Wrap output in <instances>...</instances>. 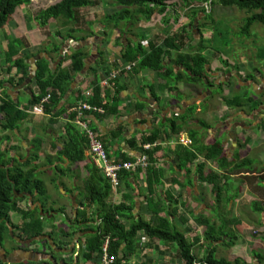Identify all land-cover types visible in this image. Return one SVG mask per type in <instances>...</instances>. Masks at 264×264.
<instances>
[{
    "label": "crops",
    "instance_id": "0c3cea01",
    "mask_svg": "<svg viewBox=\"0 0 264 264\" xmlns=\"http://www.w3.org/2000/svg\"><path fill=\"white\" fill-rule=\"evenodd\" d=\"M58 3L60 2L56 4ZM103 4L106 7L113 6V9L118 10L109 1H101L94 8L96 16L95 14L91 15V19H93L91 21L95 22L96 25V33L85 39L75 40L73 38H67L63 40L59 36L54 35L57 28H52L54 33L52 36H49L45 33L47 29L40 30L38 27L35 28L31 25V22L29 26L27 25L28 34H25V36L31 45L29 48L22 50V55L27 57L28 64L30 65V75L33 74L35 69L38 71V61L43 57L51 61L53 70H57L58 68L68 69L70 67V60L65 61L63 64L61 62L70 54L71 50L84 49L88 54L84 60V69L74 74L67 96L53 113H47L46 109H42L40 105L31 106L34 96H39V90L35 81L33 82L32 80L31 83H27L30 76L22 85H18L23 75L21 73L22 69L15 67L10 72L4 70L0 75V81L4 84L3 88L0 85V98H3L4 95L8 96L15 103H19L22 111L28 114L21 127L14 132H1L2 128L0 126V134H9L10 143H7L8 147H13L6 158H12V163H10V166H12L16 159L21 163H25L34 151L39 153L40 158L35 163L40 164L38 171H40V176L48 192L47 208L50 210L46 215L42 213L47 220L44 222V229L47 235L43 238L36 239L40 241L39 244L31 245V247L29 246L25 250L17 249V245L26 246L34 242V240L23 241L18 235L14 237L15 242L7 241L4 249L0 251V258L5 262L86 264L83 257V254L87 251L86 237L95 231H86L83 229L84 231L80 232L71 227L75 221L74 219L77 218L78 211H85L87 218L94 214V207H89L85 202L86 182L90 179L86 165L90 159L92 161L94 160L89 150V141L88 150L85 151V161L71 162L64 154L61 155L62 151L72 149L74 146L72 139L67 133V126L72 113L77 115L74 124L79 134H86L81 124L85 123L96 132L97 137L102 141L107 153H109L111 159L114 161H121L125 158H134L135 160L141 155V150L138 149L139 146L133 145V142H138L142 136H147L153 130L159 129L160 135L151 146V148L159 147L155 154L157 161L154 163V167L156 171L157 169L162 170V180L164 182L163 186H159L157 195L164 199L167 194H171L175 199L179 200L178 216L183 217L186 222H182L178 218L177 220L175 219L177 227L180 230L188 227L195 230L194 234L191 233L188 235V238L190 239L194 236L200 237L201 241L198 247L200 255L205 246H203L201 237L202 229L197 220L200 218L211 219L217 216L216 208L214 207L215 204L212 200L213 186L198 182V176L195 172L196 163L202 158H199L193 164H189L191 169L189 176H185L184 171L176 167V156L173 152L176 144L182 143L181 140H190V130L197 129L202 134V128L197 124L198 120L201 119L211 125L205 141L207 142L209 138L221 140L230 160H233L235 154L239 153L240 159L251 158L255 160V166L258 165L260 168L264 166V126H262V123H264V104L259 109L252 108L251 104L244 108H239L237 106L230 107L224 101L225 99L231 100L239 95L242 98H254L264 103V97L262 95L264 91V64L260 68H256V65L251 67L249 64L250 59H248L246 67H242V69L241 66L239 67L241 70L240 73L248 71L245 73L248 74L253 72L255 73V78L249 81L240 80L238 73H235V65L233 69L230 64L225 66L220 60V57L226 58L222 55L213 56L212 50L208 49L205 53L211 59L210 68L213 72V74L208 76V81L215 82L217 87L224 85V94L222 96L216 93V88L206 90V88L203 89L199 85L189 84L184 79L178 82L171 81L167 88L161 91L166 81L164 78H161L158 71L150 68L127 70L129 65L134 62H129L125 58L124 48L130 45L133 46L134 41H137V35H142L143 44L147 50H149L148 45L151 40L156 43L158 42L164 49L163 40L168 35H173L174 33L181 34L185 29L190 35L183 33L185 46L182 52L187 53L193 46H197V43L203 37L208 38L211 34L209 32L207 34L203 32V35H201L200 30L197 29L199 26L198 21L201 23L203 20V14L198 15V19L195 20L194 25L191 27L188 25L190 24L189 17L187 16L190 14L189 9L184 8L180 3H174L173 7H170L168 10L172 15L169 18L168 25H165L167 27L164 30L165 34H158V29L161 30V27H163L161 23L156 25L162 19L158 15H155L156 17H160L158 20H155V16H153L148 23L141 22L135 27L133 25L126 26L125 31L123 29H112L103 33L106 25H103L101 22L107 13L105 14L103 12L100 14L98 12L99 7ZM195 6L196 8L205 7L208 12L211 9L212 15L214 8L218 7V4L212 5L210 2L208 5ZM117 10H112V13L107 15H112ZM186 26L189 27L185 28ZM97 28H99L98 32ZM39 31H43L41 32V36L38 33ZM32 34H38V40H35L34 37L32 38ZM13 35L14 37H23L17 36L14 33ZM2 38L4 37L2 36ZM3 42L6 43V41L2 40ZM54 42L63 46L59 54L53 57L52 54L54 53H52V49ZM4 48H6V44ZM35 49L38 50L34 51ZM5 50H3V53ZM171 57H175L174 51H172ZM171 60L169 56L165 58L164 66L166 68L170 66L174 72L184 70L183 67L172 64ZM214 60H219L223 66L217 62L216 66H213ZM2 61H4V58ZM0 64H2V67L6 66L5 62ZM239 64H241V61ZM91 68L94 69L92 72ZM117 69H121V78L117 83L118 87L114 84L107 86V78H109L113 70ZM95 79L98 81L100 79L103 101L102 106L99 107L104 112L101 114L94 112L82 114L76 108H78L81 102L84 103L87 101V94L92 96L91 92H93L94 87L90 84ZM103 80L105 83L102 82ZM203 80H206V78ZM172 87L175 90H170ZM236 88H240L242 91H237ZM212 92H215L217 95L212 96ZM80 93L82 96L77 100V96ZM192 107H196V109L195 112L190 114L191 112L189 113V110ZM64 108H66L64 113H61V110ZM25 109L29 110L25 111ZM175 118L186 121L183 131L180 134L173 135L170 130V123ZM180 120H178L179 123H181ZM190 144L184 145L189 146ZM5 145L2 144V149ZM50 157H53V160H49ZM206 164L205 173H208L210 170L220 171L216 163L212 160L206 161ZM129 173H131L129 177L125 176L122 178L121 187L117 190L114 189V194L111 198L113 204H119L121 202L127 204L133 203L134 208H132L131 212L134 216H132L133 219H128L127 216L131 215H126L122 219L127 229L131 226L132 221L140 217L145 221L151 222L155 218V214H152V211L146 203L148 193L150 192L146 183V171L139 170ZM174 179L180 184L191 181L193 183L192 188L187 190L179 187V185H172L171 181ZM230 179L228 185L231 192H239V195L231 203L229 211L224 213L229 214V212H232L234 218L246 214L247 218H249L247 224L251 225L250 230L258 228L260 221L264 224V214L259 217L252 210V204L254 202L263 200L253 190L252 183L256 190L258 189L256 186L257 182H254L253 179L249 182H244V177L241 175L230 176ZM83 192L84 196H82ZM26 197L24 207L26 204L27 206L25 209L29 207L36 209L35 206L41 207V203L38 201L34 202V198L31 195L27 194ZM153 199L160 201L156 195ZM82 204H86V206H82ZM63 208L66 209L64 213L60 211ZM161 216H164V214H161ZM12 217L14 222L17 224L20 223V215L13 214ZM93 218L96 220H88V222L79 224V226H83L84 224V226L93 225L94 228L97 227L96 224L99 221L98 214L93 216ZM260 228L264 230V226ZM62 230L68 232L71 236L62 234ZM53 231L55 232L54 238L48 235ZM242 231L246 232V230ZM44 240H48V242H41ZM38 245H42L50 251L33 250ZM136 245L137 248L127 258V263L142 264L140 256H145L146 260L144 262L149 259L148 261L151 264H164L170 252L173 254L177 252L175 244H162L159 241H151L143 233L138 234ZM239 245L238 242L237 246L232 247L233 255L241 252ZM241 246L243 245L241 244ZM123 248H126V246H123ZM235 248L236 251H234ZM101 254L102 252L99 253V256L97 255L95 257L94 261L96 264L100 263ZM177 264H184L179 257Z\"/></svg>",
    "mask_w": 264,
    "mask_h": 264
},
{
    "label": "trees",
    "instance_id": "16d2710c",
    "mask_svg": "<svg viewBox=\"0 0 264 264\" xmlns=\"http://www.w3.org/2000/svg\"><path fill=\"white\" fill-rule=\"evenodd\" d=\"M103 0H61L60 3L49 7L46 10L41 11L36 16L38 27L40 29H47L52 21L59 22L62 29H68L66 32L59 29L55 32V35L65 40L67 38H73L75 40L85 39L88 36H92L96 33L95 22L87 20L83 10L95 8ZM112 5L118 8L117 12L112 15H106L102 24L106 25L104 32L106 33L112 29H123L125 31L126 26L133 25V27L139 25L141 22L148 23L155 15L161 16V22L163 25H168L169 18L172 15L168 12L170 7H173L174 3H180L184 8L189 9L190 14L187 15L190 20L189 26H193L195 20L198 19L199 14H203V20L198 25L201 28H206V21H210L212 24H217L213 21L212 15L207 11L205 7H197L195 5L203 6L208 3L212 5H220L224 8H237L241 12L247 13V17L244 19L245 26L241 31V35L251 34L252 28L260 24L264 26V0H106ZM32 0H0V30H3L9 23V19L12 18L17 12L19 6H29ZM33 19V17L31 18ZM30 19V22H31ZM29 22V23H30ZM186 26L185 28H188ZM47 33V32H45ZM183 33H190L184 29ZM180 33H174L168 35L164 40V49L158 44V42L149 41V50L143 44V36L137 35V41H134V45H130L124 48V56L129 62L137 63L135 70L150 68L159 72L161 78H164L166 84L161 88V91L167 88L171 81L186 80L187 83L193 85H199L206 90L215 89L218 95L224 94V85L216 86L215 82H209L208 76L213 74L210 63L211 59L206 55V50L211 47L213 34L211 33L208 38L203 37L197 43V46H193L187 53L182 52L185 46L184 35ZM48 34V33H47ZM49 35V34H48ZM4 41H6V50L3 53L5 67L3 69L7 72L12 71L13 68L22 69V78L18 85H22L30 76V65L28 64L27 57L22 55V50L30 47V41L25 37H14L10 34H4ZM52 56H57L62 46L53 43ZM5 49V48H4ZM84 49H73L70 54L61 62L70 60V67L68 69L58 68L52 69L51 61L43 57L38 61V71L35 76V81L39 90V96H34V100L31 102V106L42 105L46 109L47 113H53L62 103L67 96L69 86L75 73L81 72L85 67V58L88 54ZM172 51L175 52V57L172 58ZM216 52V53H214ZM213 52V56H217V51ZM261 60H264V47L259 48L257 53ZM170 57L171 63L178 67H183V71L174 72L173 68L164 66V60L166 57ZM222 63L229 65L228 60L220 57ZM2 65V64H1ZM240 71V68L236 66ZM94 69L91 68V72ZM258 70V69H257ZM0 70V74H1ZM125 71V70H124ZM238 71V72H239ZM123 72V71H122ZM186 72V73H185ZM185 73V74H184ZM243 76L244 81H249L255 78V73L251 72L246 75L240 73L239 78ZM206 80H203L205 79ZM119 81V80H118ZM118 81L112 83L118 85ZM207 81V83H205ZM32 82V83H33ZM0 85L3 88V82L0 81ZM90 85H92L93 92L91 98H88V105L102 106V90L101 83L95 79ZM212 89V90H213ZM170 90H175L172 87ZM105 92V91H104ZM212 92V96L217 95ZM51 95L49 103L44 104L43 101ZM81 93L78 94L77 100L81 98ZM105 97V96H104ZM230 107L244 108L251 104L254 109H259L264 103L257 101L254 98H242L237 95L231 100H224ZM19 103H15L8 96L0 98V126L1 132L10 131L14 132L18 130L22 123L26 120L27 113L22 111ZM106 107V106H104ZM30 109V108H29ZM29 109H25L29 110ZM66 108L61 110L64 113ZM196 107H192L189 113L195 112ZM187 117V116H186ZM185 117V119H186ZM77 115L72 113L70 115L69 124L67 126V133L73 142L72 149H65L61 152V155H65L71 162H79L86 160L85 151L88 150V139L86 134L80 135L76 129L74 120ZM175 118L170 123V130L172 134H180L184 129V123L186 120H180ZM197 124L202 128V134L197 130H190V140L192 141L189 146H185L182 143H177L173 150L176 156V167L179 170L184 171L185 176H189L191 169L189 164L197 162L199 158H202L196 163V175L198 176L199 183H207L213 186L212 200L214 201L217 216L211 219L200 218L198 224L201 226V237L203 251L201 255L196 254L200 244V237L194 236L188 238V235L195 232L192 228L188 227L180 230L177 227V218L186 222L183 217L178 216L179 200L175 199L171 194H167L166 198L162 199L158 194L159 186H163L162 170L155 169L154 163L157 161L156 152L159 147H153L151 149L144 150L142 145L146 143H155L160 135L159 129H155L147 136H142L139 141L133 142V145L139 146L138 149L144 151L148 156L149 165L146 169V183L150 192L148 193V199L146 203L152 214H155L153 221H145L143 218L132 221L131 226L127 229L123 218L127 216L128 219H133L131 214L133 203L127 204L121 202L119 204H113L111 198L114 194V188L109 179H106L102 171L90 159L87 162L86 169L89 172L90 179L86 182V199L85 202L89 207H94V214H98L97 227L93 225L79 226V224L88 222V220H96L93 216L87 218L85 211H78L77 218L74 219L73 226L80 232L95 231L86 237V252L83 257L86 264H96L95 257L99 256L102 252L103 246L107 240L110 241V255L115 256L116 264H130L127 263V258L132 255L137 245L136 238L139 233H143L151 241H159L162 244H175L177 246V256L184 264H250L246 257H243L240 253L233 258L226 256L232 247L237 246L240 241L242 230V216L237 218L233 217L232 212H228L231 203L238 197L239 192H231L229 188L230 176L241 175L244 177V182H249L251 179L257 182V188L255 190L253 183V190L256 191L263 199L262 201L254 202L252 204V210L257 216L261 217L264 214V166L261 168L255 164V160L251 158L240 159L239 153H236L233 160H230L225 146L221 140L216 138H209L205 141L208 129L211 125L201 119ZM264 126V123H262ZM0 132V133H1ZM9 134H0V251L4 249L7 241L15 242L16 236H20L23 241H32L31 244L26 246L17 245V249H28L31 245L39 244L40 241L36 240L43 238L47 235L44 229V222L47 221L45 215L50 212L47 208L48 192L45 184L40 176L39 167L40 164L35 163L39 160V153L34 151L32 156L25 162L21 163L19 160H15L12 166V158H6L9 155V151L13 149L12 146L8 147ZM2 144H6L2 149ZM243 146V145H241ZM54 157V156H53ZM50 157L49 160H53ZM111 158V156L109 155ZM239 159V160H238ZM133 161L134 158H125L121 161ZM212 160L216 163L217 168L220 171L210 170L205 173L206 161ZM153 166V167H152ZM175 170V168H173ZM131 173L124 172L123 177H129ZM172 185H179L184 189H191L193 183L191 181L180 184L175 179L171 181ZM29 194L34 198V202L41 203V207L32 209L29 207L25 209L24 202L26 201V195ZM233 194V195H232ZM159 197L160 201H155L154 196ZM226 196V197H225ZM84 202V203H85ZM83 203V202H82ZM82 204V206H86ZM54 211V210H53ZM61 212H66L63 208ZM45 213V215H42ZM13 214H18L21 217L20 223L13 221ZM164 214V216H161ZM44 216V217H42ZM133 216V217H132ZM259 228L263 227L262 221L258 224ZM84 229V230H83ZM261 229V228H260ZM255 231L252 238L261 240L264 243V232L261 230ZM55 232H50L52 238H54ZM62 234L71 236L68 232L62 230ZM258 237L260 239H258ZM41 242H48L44 240ZM221 243V244H219ZM206 244V245H205ZM65 245V244H64ZM126 246V248H123ZM202 247V246H201ZM226 249L225 253H219V248ZM16 249V248H15ZM37 251V250H36ZM122 251V252H121ZM199 252V251H197ZM200 253V252H199ZM220 255V256H219ZM260 261L264 260V256L260 253H256ZM34 264H38L32 262ZM30 262L23 263H8L0 258V264H32Z\"/></svg>",
    "mask_w": 264,
    "mask_h": 264
},
{
    "label": "rangeland",
    "instance_id": "374dc122",
    "mask_svg": "<svg viewBox=\"0 0 264 264\" xmlns=\"http://www.w3.org/2000/svg\"><path fill=\"white\" fill-rule=\"evenodd\" d=\"M60 1L61 0H32L31 5H29V6L24 5V6L18 7L16 14L14 16H12V18L9 19V23L5 26V28L3 30H0V63L4 62V61H2L4 58L2 53L4 50L3 47L6 44L5 42L2 43V40L4 39V38H2V36L4 34H8V33H10V35H13V33H14L17 36H23L24 37L25 34H28L27 25L29 26L30 19L33 17V19H31V25L34 26L35 28H37L38 24H37V21L35 20V18L38 15V13H40L43 10L48 9L49 7L56 5V3L60 2ZM113 8H114L113 6L112 7H110V6L106 7L105 4H103L99 7L98 12H100V14H102L103 12L105 14L106 13L109 14V13H112V10H114V11L117 10V9H113ZM93 11H94V13H93ZM83 12H84V15L86 16L87 20H90V21L93 20V19H91L92 18L91 15L95 14L94 8L88 9V10H83ZM209 12L211 13V9L209 10ZM95 16H96V14H95ZM247 16H248L247 13L241 12L237 8L227 9V8H223L222 6L218 5V7L214 8V11L212 14V18H214L215 21H217V24H212L210 21H206V22H203V23H205L206 28H201L200 26H198V28H197L200 30L201 35H203V32H205V34H207L208 32L213 34V38H212V40H210V42H211L210 46L211 47H209V49L212 50V52L217 51V56H219V55L224 56L226 58L225 60H228V63L230 64L232 69H233L234 65L238 66V67L241 66V69H242V67H246V63H247L248 59H250L249 64L251 67L256 65V68H260V67H262V64H264L263 61L261 60V58H259L257 55L259 48L264 47V26L257 24L252 28L251 34H249V35L246 34L244 36L241 35V31H242L243 27L245 26L244 19ZM159 18L160 17L155 16V20H158ZM214 19H213V21H214ZM95 20H99V19H95ZM160 23L162 24L161 20H159L156 23V25H159ZM187 23H188V21H187ZM162 26L163 27H161V30L158 29L159 35L165 34L164 30H166L167 27L163 24H162ZM52 28H57V31H59V29H61L64 32H66L68 30L66 28L62 29L59 22L52 21V23H50L49 27L47 28V33L49 34V36H52V34L54 33V30ZM40 30H42V29H40ZM98 31H99V28H97V32ZM41 32H43V31L38 32V33H40V36H41ZM37 35L32 34V38L34 37L35 40H38ZM54 35H55V33H54ZM46 41H49V40H46ZM145 44H147V42H145ZM37 50L38 49H35L34 51H37ZM240 61H241V64H239ZM213 62H212L213 66H216V62L221 64V62L219 60H214ZM263 68H264V66H263ZM0 70H2L1 73H3V71L5 70V69H3L1 64H0ZM234 70H235V73L237 72L238 75L240 76L241 70L239 71L237 68ZM247 72L248 71H246L245 73H247ZM245 73L243 72L242 74L246 75ZM240 80H243V76H241ZM236 89H237V91H242V89H240V88H236ZM262 95L264 97V91L262 92ZM62 194L64 195L63 192H62ZM59 196L62 197L61 195H59ZM82 196H84V192H83ZM26 206H27V204L25 205V208H26ZM33 206H35V205H33ZM35 208H37V207L35 206ZM242 217L243 218H241V220H243L242 221L243 224L241 227H242V230H246V232L245 231L243 232L241 229L239 230V231H241V236L239 237L240 238L239 249L241 251L240 253L248 259L250 264H264V260L260 261V259H258L257 256H255L256 253H260V255L264 256V243L261 240H256V239L252 238L253 234L255 235V231H259L260 228L257 225L253 224L258 228H255L254 230H250L251 225L247 224L249 221V218H247L246 214H243ZM263 231L264 230L261 229V232H263ZM258 239H260V238L258 237ZM241 244L243 246H241ZM33 250H40V251L48 250V251H50L49 249H45L42 245L35 246ZM176 250H177V246H176ZM201 251H202V249H201ZM234 251H236V248L234 249ZM222 252L225 253L226 249H224L223 247H220L219 253H222ZM232 252H233V249L229 250L228 253L226 252L227 253L226 256L233 258L235 255H233L234 253L232 254ZM197 254L200 255L199 252H197ZM170 257H172V258H170ZM140 258H141L140 261L142 262V264H151L148 261L149 259H147V261L144 262L146 260L145 256L144 257L140 256ZM177 261H178L177 252H176V254H173L172 252H170V254L166 258V261L164 262V264H177Z\"/></svg>",
    "mask_w": 264,
    "mask_h": 264
},
{
    "label": "built area",
    "instance_id": "2783aa9c",
    "mask_svg": "<svg viewBox=\"0 0 264 264\" xmlns=\"http://www.w3.org/2000/svg\"><path fill=\"white\" fill-rule=\"evenodd\" d=\"M136 63H131L127 70L131 71ZM121 78V69L113 70L109 78L106 80L107 86L112 85V83L118 81ZM91 98L90 94H87V99ZM51 100V95H48L47 98L43 101L44 104L49 103ZM42 109L44 107L40 105ZM82 114L90 112L102 113L104 110L97 106L88 105L87 102H84L76 108ZM85 129L87 139L89 141V150L93 157L95 164L102 171L106 179H109L113 185L114 189H119L122 185V178L124 172H134L146 169L149 165L148 156L144 152L141 153L133 161H114L109 157V153L105 149L102 141L97 137L96 132L88 127L85 123H81ZM184 144H190L191 140H181ZM152 144L146 143L142 145L144 150L150 149ZM110 241L107 240L102 249L100 263L97 264H116V257L110 255Z\"/></svg>",
    "mask_w": 264,
    "mask_h": 264
},
{
    "label": "water",
    "instance_id": "95a60500",
    "mask_svg": "<svg viewBox=\"0 0 264 264\" xmlns=\"http://www.w3.org/2000/svg\"><path fill=\"white\" fill-rule=\"evenodd\" d=\"M36 74H37V70L35 69L33 71V74L30 75V78L28 79V82H27L28 84L31 83V81L35 79ZM26 86H27V84H26Z\"/></svg>",
    "mask_w": 264,
    "mask_h": 264
},
{
    "label": "bare ground",
    "instance_id": "6f19581e",
    "mask_svg": "<svg viewBox=\"0 0 264 264\" xmlns=\"http://www.w3.org/2000/svg\"><path fill=\"white\" fill-rule=\"evenodd\" d=\"M213 8V7H212ZM137 64V63H136ZM102 82H104V80L102 81ZM105 83V82H104ZM115 83V82H114ZM116 86V85H115ZM117 87H118V85H117ZM101 114V113H100Z\"/></svg>",
    "mask_w": 264,
    "mask_h": 264
},
{
    "label": "flooded vegetation",
    "instance_id": "af4514ba",
    "mask_svg": "<svg viewBox=\"0 0 264 264\" xmlns=\"http://www.w3.org/2000/svg\"><path fill=\"white\" fill-rule=\"evenodd\" d=\"M144 151H142L141 153H143Z\"/></svg>",
    "mask_w": 264,
    "mask_h": 264
}]
</instances>
